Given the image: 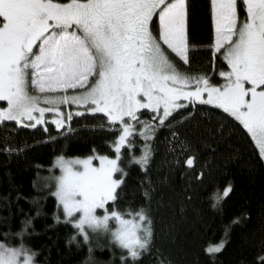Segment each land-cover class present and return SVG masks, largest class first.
<instances>
[{"label":"snow or ice","instance_id":"6c2138e0","mask_svg":"<svg viewBox=\"0 0 264 264\" xmlns=\"http://www.w3.org/2000/svg\"><path fill=\"white\" fill-rule=\"evenodd\" d=\"M209 3L215 33L210 50L229 69L219 71V85L207 75L179 71L171 58L174 54L189 63L186 0H0V101L6 102L0 107V123L35 128L50 122L61 129L73 116H65L61 105L106 117L119 132L112 143L115 157L57 158L61 174L54 195L66 222L85 241L86 229L107 232L114 221L111 235L127 251L125 264L138 261L152 238L143 209L129 213L131 219L108 210L126 175L119 165L122 149L131 151L136 136L144 146L132 162L146 168L157 127L189 105H212L247 130L264 159V0ZM142 110L153 114L150 121L142 119ZM46 113L54 118L46 121ZM179 147L188 150L182 142ZM184 163L193 168L195 157ZM230 191L225 189L223 196ZM98 209L105 214L98 216ZM223 244H210L206 252L214 255ZM35 255L23 245L0 242V264H34ZM258 260L264 264V257Z\"/></svg>","mask_w":264,"mask_h":264},{"label":"trees","instance_id":"16d2710c","mask_svg":"<svg viewBox=\"0 0 264 264\" xmlns=\"http://www.w3.org/2000/svg\"><path fill=\"white\" fill-rule=\"evenodd\" d=\"M214 35L209 0H187L189 63L172 54L177 69L222 84L218 73L229 69L210 50ZM67 106L72 120L61 129L50 122L35 128L0 123V242L23 245L36 254L34 264H125L127 251L111 235L114 221L107 232L86 229L85 241L66 222L54 195L57 158H114L112 143L119 135L103 114L61 105L65 116ZM77 109L84 115H75ZM142 112V119L150 121L153 114ZM180 142L187 151L181 152ZM150 143L146 168L132 162L142 154L139 136L131 151L122 149L119 165L126 175L117 200L109 203L129 219V213L143 209L151 221L148 249L128 264H259L264 257V159L247 130L223 110L196 104L173 113ZM189 156L195 157L193 168L184 163ZM222 241L220 252H206Z\"/></svg>","mask_w":264,"mask_h":264},{"label":"rangeland","instance_id":"374dc122","mask_svg":"<svg viewBox=\"0 0 264 264\" xmlns=\"http://www.w3.org/2000/svg\"><path fill=\"white\" fill-rule=\"evenodd\" d=\"M187 5V4H186ZM186 40H187V17H186ZM187 45H188V42H187ZM189 49H190V46L188 45V51H189ZM215 56V55H214ZM172 58V57H171ZM178 59V58H177ZM174 62V61H173ZM70 91V90H69ZM42 106H46V105H42ZM0 107H6V102L5 101H0ZM61 110H63V109H61ZM222 110V109H221ZM76 111H81L80 109H77ZM75 111V112H76ZM142 111H145V110H142ZM63 112L65 113V111L63 110ZM69 112H71L70 111V107L69 106H67V110H66V113L68 114ZM89 113V112H88ZM90 114V113H89ZM54 113H46V117H47V119H49V121H51V119H53L54 118ZM69 127H70V129L71 130H69ZM68 131H72V128H71V126L69 125L68 127H67V132ZM250 135V134H249ZM255 143V142H254ZM103 156H106V155H103ZM90 157V156H89ZM109 157V156H108ZM85 158H88V157H74V158H69V159H85ZM111 158V157H110ZM93 165L94 166H99V161L98 160H93ZM61 173H60V170H59V172H58V176L60 175ZM112 206H108V210H109V213L111 212V211H113V210H115L114 208H111ZM62 211H63V209H62ZM64 213V212H63ZM105 213H104V210H101V209H98L97 210V215L98 216H103ZM77 215H79V214H77ZM126 219H129V218H126ZM109 224H110V222H109ZM115 224V223H114ZM115 226H117L116 224H115ZM116 228V227H115ZM89 231H92L91 229L89 230ZM98 231V230H97Z\"/></svg>","mask_w":264,"mask_h":264},{"label":"flooded vegetation","instance_id":"af4514ba","mask_svg":"<svg viewBox=\"0 0 264 264\" xmlns=\"http://www.w3.org/2000/svg\"><path fill=\"white\" fill-rule=\"evenodd\" d=\"M186 2H187V0H186ZM158 25H159L158 18L157 17H154L153 18V27L154 28H158Z\"/></svg>","mask_w":264,"mask_h":264}]
</instances>
